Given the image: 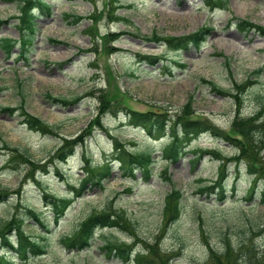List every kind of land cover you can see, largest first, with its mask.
Instances as JSON below:
<instances>
[{
	"label": "rangeland",
	"instance_id": "obj_1",
	"mask_svg": "<svg viewBox=\"0 0 264 264\" xmlns=\"http://www.w3.org/2000/svg\"><path fill=\"white\" fill-rule=\"evenodd\" d=\"M20 1L0 0V38H20L14 17ZM46 2L50 15L37 10V31L22 56L19 42L9 52L0 47V105L20 106L51 126L44 134L22 123L18 113L0 111V232L10 229L8 240L14 241L19 228L40 245L45 240V253L28 254L29 264H137L109 255L103 236L134 255L155 256L156 264H213L209 249L219 252L225 241L236 240L247 219L257 224L264 218V206L247 200L253 178L238 164L237 144L202 133L173 162L162 153L168 130L149 134L134 127L123 108L166 115L172 125L189 100L192 113L186 118L238 138L236 115L264 112V36L241 31L236 23L264 27V0H228L225 9L213 10L203 0ZM204 25L212 30L199 49L173 50L146 38L183 36ZM148 55L159 60L150 64ZM49 95L65 102L53 103ZM101 98L111 111L97 126ZM78 136L81 141L61 161L64 142ZM115 142L151 154L148 178L140 169L135 177L121 172L112 157ZM200 150L218 157L205 154L193 165L190 159ZM253 158L264 172V148ZM85 179L90 181L82 188ZM57 199L70 203L55 220L50 202ZM168 202L179 209L173 221L165 211ZM103 211L125 228H94L88 246L67 245L66 236ZM251 236L262 249L264 231ZM0 260L22 264L1 238Z\"/></svg>",
	"mask_w": 264,
	"mask_h": 264
},
{
	"label": "trees",
	"instance_id": "obj_2",
	"mask_svg": "<svg viewBox=\"0 0 264 264\" xmlns=\"http://www.w3.org/2000/svg\"><path fill=\"white\" fill-rule=\"evenodd\" d=\"M66 1L72 2L74 0ZM227 4L228 0H203V5L209 10H213L214 8L225 9ZM50 6L51 5L46 2V0H21L18 7V15L14 16L17 20L16 26L18 25L20 38H0V47L9 52L19 42L21 50L18 52L17 56H22L23 53L27 51V46L31 45V42L33 41L37 31V10L40 11V14L44 13L45 15H50ZM236 26L241 31L252 30L259 35L264 36V27L254 25L248 21L237 20ZM211 30L212 28L210 26L204 25L197 28L195 32L183 36H163L153 33L151 36L146 38L148 40L162 42L173 50L188 49L190 47L199 49L206 41ZM50 41L56 42L57 40L50 39ZM144 58L147 59L150 64H155L159 60V58L154 55H148ZM212 85L215 91L222 93V90L216 88L215 84ZM46 97H48V100L52 101L53 103L65 102L64 98L59 99L50 95ZM236 97H238V95H236ZM107 102L108 101L106 98H104V100L102 98L100 99V107L98 108L97 116H95L94 119L97 126H101L100 116L111 111V106ZM181 109V114L177 115L176 120L172 125H170L169 119L166 117V115L157 114L154 111L139 112L129 108H123L128 118V123L134 127L144 128L149 134H152L155 132V130L158 133H163L166 129L168 130V133L170 134V141L162 153L166 158L172 160L173 162H177L181 156L185 155V145L202 133H211L214 136H223L225 140H231L232 142H235L239 150V154L235 156L238 160V164L243 165L246 173L251 175L253 178L252 181H249L250 186L247 189L246 194L247 200L251 201L252 203L254 201V205L260 204L264 206V172L259 171V166L255 167L256 160L253 158V156L257 155V151L259 149L264 148V112L258 111L256 114L247 117H240V115H236L232 127L238 138H230L228 134L219 131L209 123L191 121L189 118H186L188 114L192 113L191 101L188 100ZM151 110H156V108ZM0 111L10 114L15 112L18 113L21 118V122L34 131L44 134L51 132L50 125L37 116L26 112L20 106L8 107L0 105ZM80 138L81 136H78L76 139L70 141L66 140V143L64 142L65 148L62 154H60L61 161H64L69 155L72 154L73 147L81 141ZM205 154L218 157V153L215 151L200 150V153L197 155L194 154L193 158L190 159L191 163L194 165L196 160ZM112 157L114 160L119 162L120 170L124 175L135 177L134 171L136 169H140L141 173H143L145 177L148 178L150 167L153 163L151 154L149 152L132 153L122 149V147L119 146L117 142H115ZM109 169V167L104 168V172L109 171ZM89 181V179L83 180L82 188H85ZM217 187L219 188L217 196L218 199H221L222 185L217 183ZM211 188H213V186H206L204 189ZM174 191L175 189L171 193ZM50 203L53 205L55 220H57L64 214V211L69 205L70 200L57 199L51 201ZM170 205V202L166 204L165 211L170 212V219L173 221L176 219L173 217L177 215L179 209L177 204H173L172 208H170ZM104 212L105 211L101 213H92L89 215V217L79 226V229L77 230L78 232L66 236V239L68 240L67 245L77 249H82L88 246L89 242L93 238L94 228H125L119 221L112 219L108 213L106 214ZM118 216L123 218L122 222L126 220L124 211L120 210ZM128 223H130L129 220ZM253 225H255V228ZM9 230L10 229H8L6 232H0V238L2 239V243L4 245L18 254L22 264H29L26 259L30 253H45L47 244L44 243V239H42L43 242L42 245H40L39 242L30 238L24 234L22 229L18 228L15 231L16 240L10 241L8 240L7 236ZM255 231H264V218H262L261 222L257 224H253L252 219H247L243 224V229L241 230L240 235L237 236L236 240L231 241V243L225 241V244L219 252H215L212 248L211 251L209 249V255L211 257L210 259H212L211 261L213 264H264V247L259 249L255 243V240L251 236V234ZM103 241V245L107 250V253L109 255L112 254L121 261L127 262L132 259L137 264H156L155 256L151 254L149 256H145L144 254L138 252L134 255L131 252L129 246H126L122 243H115V241H110V239L105 236H103ZM0 262L5 264V262L2 260H0Z\"/></svg>",
	"mask_w": 264,
	"mask_h": 264
}]
</instances>
